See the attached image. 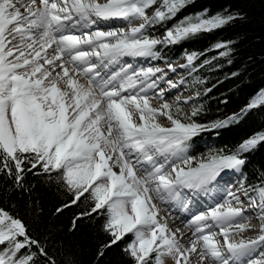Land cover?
I'll return each mask as SVG.
<instances>
[{
    "label": "snow or ice",
    "instance_id": "6c2138e0",
    "mask_svg": "<svg viewBox=\"0 0 264 264\" xmlns=\"http://www.w3.org/2000/svg\"><path fill=\"white\" fill-rule=\"evenodd\" d=\"M192 6L193 0H0V179L27 195L37 220L42 210L28 176L71 194L54 215L86 200L68 232L103 217L106 240L94 264L127 233L134 239L121 251L132 264H165V257L174 264H264V175L249 183L244 173L249 154L264 146V128L231 147L190 154L203 134L216 137L264 108V87L238 111L201 119L197 71L216 57L185 49L176 65L164 49L242 13L202 7L179 15ZM111 22L128 27H101ZM157 26L161 37L153 34ZM233 43L216 41L211 49L226 58ZM233 176L240 178L235 184ZM156 201L181 213L186 231L170 228ZM245 231L255 235H239ZM0 264L57 261L47 236L34 237L22 218L0 207ZM66 264L78 261L70 256Z\"/></svg>",
    "mask_w": 264,
    "mask_h": 264
},
{
    "label": "trees",
    "instance_id": "16d2710c",
    "mask_svg": "<svg viewBox=\"0 0 264 264\" xmlns=\"http://www.w3.org/2000/svg\"><path fill=\"white\" fill-rule=\"evenodd\" d=\"M207 7L211 12L221 8H230L242 13V18L191 39L182 41L164 49L172 61L183 60L182 52L196 50L204 52L206 57H216L214 62L204 65L197 71L202 84L198 90L202 91V99L206 107L202 115L203 120L224 118L232 112L238 111L260 87H264V0H193V6L181 12L198 11ZM159 37L163 35V28L157 26L153 32ZM220 40L234 41L233 51L228 57L217 56V51L211 45ZM202 57L201 59H203ZM231 60V63H228ZM216 64L220 67L217 68ZM232 72L238 75L231 76ZM219 81V83H218ZM210 91L204 93L203 89ZM227 98L226 103H221ZM264 128V108L251 111L246 118L237 124L220 130L219 135L213 137L206 133L196 141L191 154L199 156L208 150L209 146L229 147L238 143L254 131ZM249 183L255 182L260 175H264V146L249 154L244 168ZM27 182L35 185L32 198L39 201L42 210L38 220L30 214L27 207V195L21 196L17 191H10L3 179H0V207L11 215L23 219L34 237L43 239L48 237V251L53 254L57 264H66L71 256L78 264H94L99 243L106 240L101 230L103 217L95 215L91 221H81L80 230L69 233L68 226L73 214L85 210L88 202L81 200L76 206L69 207L62 214H53L60 203H67L71 194L66 190H58L55 186H48L28 176ZM134 239L132 233H127L121 242L108 249L100 259V264H132V260L125 256L121 249Z\"/></svg>",
    "mask_w": 264,
    "mask_h": 264
},
{
    "label": "rangeland",
    "instance_id": "374dc122",
    "mask_svg": "<svg viewBox=\"0 0 264 264\" xmlns=\"http://www.w3.org/2000/svg\"><path fill=\"white\" fill-rule=\"evenodd\" d=\"M161 36H163V35H160L159 37H161ZM156 62H158V61H156ZM163 62V61H162ZM182 63H184V60H181L179 63H174V64H176V65H179V64H182ZM154 65H156V66H159L158 64H155L154 63ZM160 67V66H159ZM173 79H176V77L175 76H173L172 77ZM198 90V89H197ZM200 91V90H199ZM201 92V94H202V91H200ZM174 95H176V93H173V96ZM183 95H191V92H188V91H184L183 92ZM190 105H188V106H185V111H189L190 110ZM207 154V151L206 152H204V155H206ZM219 202H222V201H219ZM156 203H157V207L161 210V212H162V215H168V216H171V213H173V216H177L178 215V217H179V215L180 216H182V214L181 213H179L178 211H175V210H169L168 209V207H166L167 205L166 204H164V203H161L160 201H156ZM163 209H164V212H163ZM166 213V214H165ZM251 223L255 226V225H258V220H252L251 221ZM183 226V227H182ZM181 228H183L185 231H186V229H185V227H184V224H181ZM247 232H249V231H245V232H243V233H241V234H239V235H244L245 233H247ZM253 235H255V232L254 231H251V236H253ZM237 238H239V236L237 237ZM164 260H167L169 263H171V264H174V261H172V259L170 258V257H165L164 258Z\"/></svg>",
    "mask_w": 264,
    "mask_h": 264
},
{
    "label": "bare ground",
    "instance_id": "6f19581e",
    "mask_svg": "<svg viewBox=\"0 0 264 264\" xmlns=\"http://www.w3.org/2000/svg\"><path fill=\"white\" fill-rule=\"evenodd\" d=\"M132 23L135 24V23H138V21H132ZM101 27H104L105 30H107V28H110V27L111 28H116V27H125V28H127L128 25L127 24H120V23H116V22H111V23H108L106 25L102 24ZM154 63L157 64L158 62H155V61L152 62L153 65H154ZM145 66H147V65L145 64ZM209 201H210V199H209ZM219 201H222V198H220L219 200H217V202H219ZM163 212H164V209H163ZM173 213H171V216L166 215L168 217V220H169V227L172 228L173 230H175L177 227H179L181 229V231H185L183 228H181V224H184L183 223L184 216L183 215L182 216L179 215V217H178V215L177 216H173ZM161 215H162V212H161ZM243 236L244 237L251 236V231L245 233ZM164 262H165V264H171L167 260H164Z\"/></svg>",
    "mask_w": 264,
    "mask_h": 264
}]
</instances>
